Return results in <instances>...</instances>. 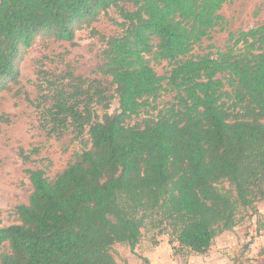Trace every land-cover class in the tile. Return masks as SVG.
Masks as SVG:
<instances>
[{
    "label": "trees",
    "instance_id": "16d2710c",
    "mask_svg": "<svg viewBox=\"0 0 264 264\" xmlns=\"http://www.w3.org/2000/svg\"><path fill=\"white\" fill-rule=\"evenodd\" d=\"M229 1L0 0V90L38 36L72 42L90 28L103 44L95 77L37 70L41 130L80 150L53 178L24 170L31 192L0 226V264H118L113 245L134 251L145 231L186 264L245 221L264 232V24L194 52ZM110 8L119 31L104 35L92 25Z\"/></svg>",
    "mask_w": 264,
    "mask_h": 264
},
{
    "label": "rangeland",
    "instance_id": "374dc122",
    "mask_svg": "<svg viewBox=\"0 0 264 264\" xmlns=\"http://www.w3.org/2000/svg\"><path fill=\"white\" fill-rule=\"evenodd\" d=\"M220 13L225 18L223 28L212 31L211 39H204L195 48L196 54L207 51L206 46L210 43L223 48L230 31L264 24V0H230ZM114 20L120 21L116 11L110 8L92 27L101 34L111 35L119 31ZM102 49L99 37L90 28H81L72 42L38 36L21 53L19 82H9L6 89L0 90V226L16 222L15 206L28 201L31 185L24 172L26 168L43 169L49 178H53L65 167L72 152L80 150L79 141H71L72 135L47 138L41 130L40 110L33 103L39 97L37 86L43 83L37 70L42 67L53 74H62L71 69L76 74L95 77L94 70ZM152 65L159 75H164L169 68L166 61L152 62ZM170 98L169 94H164L161 104ZM117 108L118 102L114 99L108 111L113 113ZM33 149H38L37 153H32ZM21 152L29 158L23 159ZM258 207L264 220V201ZM151 235L145 231L134 251L125 245L114 244L112 251L118 264H144L140 256L148 258L150 264H185L173 255L166 235L158 237L157 245L152 244ZM247 242L249 251L245 253L242 249ZM232 258L238 259V264H264V232L256 234L251 223L245 221L233 231L224 233L206 254L188 258L186 264H230ZM250 258H257L258 263L249 261Z\"/></svg>",
    "mask_w": 264,
    "mask_h": 264
},
{
    "label": "crops",
    "instance_id": "0c3cea01",
    "mask_svg": "<svg viewBox=\"0 0 264 264\" xmlns=\"http://www.w3.org/2000/svg\"><path fill=\"white\" fill-rule=\"evenodd\" d=\"M259 208V207H258ZM259 210H260V208H259ZM260 212H261V210H260ZM262 213V212H261ZM236 229V228H235ZM226 232H229V231H226ZM226 232H223L222 234H220L219 236H217L216 238H215V240H214V242H217L218 240H220L222 237H223V235H224V233H226ZM212 247V246H211ZM193 256H197V255H195V254H193V255H190L189 256V258H191V257H193ZM262 257V256H261ZM263 259V258H262ZM230 264H232V261H230Z\"/></svg>",
    "mask_w": 264,
    "mask_h": 264
}]
</instances>
